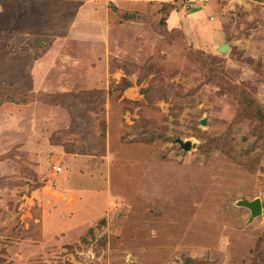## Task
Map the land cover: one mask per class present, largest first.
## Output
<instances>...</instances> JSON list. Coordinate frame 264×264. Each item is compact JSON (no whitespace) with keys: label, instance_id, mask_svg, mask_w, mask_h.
<instances>
[{"label":"rangeland","instance_id":"obj_1","mask_svg":"<svg viewBox=\"0 0 264 264\" xmlns=\"http://www.w3.org/2000/svg\"><path fill=\"white\" fill-rule=\"evenodd\" d=\"M116 2L0 0V264H264V0Z\"/></svg>","mask_w":264,"mask_h":264},{"label":"water","instance_id":"obj_2","mask_svg":"<svg viewBox=\"0 0 264 264\" xmlns=\"http://www.w3.org/2000/svg\"><path fill=\"white\" fill-rule=\"evenodd\" d=\"M227 47L225 45H222L218 48V51L221 53H225L227 51ZM201 125H205L206 122L203 120L200 122ZM190 143L186 142L185 144L181 145V148L184 151L190 150ZM237 206L239 207H244L249 210L250 212V221L253 220L254 218L258 217L261 215L262 209H261V202L258 198L252 200V201H238Z\"/></svg>","mask_w":264,"mask_h":264},{"label":"trees","instance_id":"obj_3","mask_svg":"<svg viewBox=\"0 0 264 264\" xmlns=\"http://www.w3.org/2000/svg\"><path fill=\"white\" fill-rule=\"evenodd\" d=\"M166 5H167L169 8L172 7L171 4H165V5H162V6H166ZM112 8L115 9L114 7H112ZM172 10H173V9H172ZM172 10H170L169 13H170ZM115 12H116V11H115ZM169 13H167V15H168ZM132 16H134V15H130V17H126V15L121 14V15H120V18H121V19H124V20H127V21H129V20H135V19H133ZM82 104H83V103H82ZM83 105H84V104H83ZM62 106H63V105H62ZM63 107H65L66 109H68L66 106H63ZM62 147H63V150H64V152H65L66 154H73V153H75V152H72V151H73L72 149L67 148L66 145H63ZM263 238H264V237H262V236L258 238V241L260 242L259 247H260V245H262ZM254 261H255V258H253V262H254Z\"/></svg>","mask_w":264,"mask_h":264},{"label":"crops","instance_id":"obj_4","mask_svg":"<svg viewBox=\"0 0 264 264\" xmlns=\"http://www.w3.org/2000/svg\"><path fill=\"white\" fill-rule=\"evenodd\" d=\"M108 1H111V2L115 3V5L118 6V3L116 2V0H108ZM117 1H122V0H117ZM140 1H143V0H140ZM151 1L154 2L155 0H151ZM156 1H157V0H156ZM162 1H165V0H162ZM158 2H159V0H158ZM150 3H152V2H150ZM159 3H160V2H159ZM165 4H169V3H161V6H162V5H165ZM171 5H172V4H171ZM101 8H102V7H101ZM2 9L4 10L3 7H2ZM5 10H6V9H5ZM112 11H113V10H112ZM113 12H114V14H116L115 11H113ZM172 12H173V11H171V12L169 13L168 16H170V14H171ZM197 12H198V11L194 12L193 15H197ZM129 13H135V12H129ZM112 15H113V13H112ZM132 15H133V14H132ZM118 17H119L118 19H119L122 23H124V24H125V23H128V22L133 23L134 21H136V20H129V21H127V20L121 19L120 16H118ZM165 27H166V26H165ZM165 29H166V31H167V28H165Z\"/></svg>","mask_w":264,"mask_h":264},{"label":"built area","instance_id":"obj_5","mask_svg":"<svg viewBox=\"0 0 264 264\" xmlns=\"http://www.w3.org/2000/svg\"><path fill=\"white\" fill-rule=\"evenodd\" d=\"M57 171L60 172V169L58 168Z\"/></svg>","mask_w":264,"mask_h":264}]
</instances>
